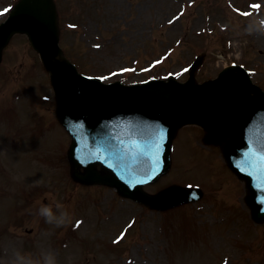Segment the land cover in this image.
I'll use <instances>...</instances> for the list:
<instances>
[{"label": "rangeland", "instance_id": "rangeland-1", "mask_svg": "<svg viewBox=\"0 0 264 264\" xmlns=\"http://www.w3.org/2000/svg\"><path fill=\"white\" fill-rule=\"evenodd\" d=\"M17 1L0 0V23ZM251 1L255 0H56L64 53L89 75L107 79L135 66V72L112 80L141 81L168 73L185 80L187 66L204 54L199 81L215 77L231 64H243L264 88V27L260 24L264 0L262 6L248 9L247 15L235 8L247 9ZM68 22L76 23L77 29H69ZM166 47L171 48V58L148 70L152 59H163ZM3 54L0 82L14 86L12 91L8 85L9 89H0V236L9 264H14L17 254L32 261L39 251L43 257L52 254L56 264H264V222L253 219L246 183L228 169L221 142L210 141L200 126L180 128L172 167L146 186L156 192L177 181L191 182L205 188L204 198L196 202L160 212L123 198L110 187L78 184L70 176V136L66 132L64 137L63 128L48 115L49 74L38 52L27 35L16 34ZM15 80L16 91L23 86L24 100V87L33 85L34 107L14 93ZM36 114L42 116V125H51L49 130L30 133L34 129H28L27 121ZM21 124L27 135L19 136V142L28 146L17 145L9 155L4 133L16 134ZM35 181L38 188L30 185ZM36 188L33 207L26 200L33 199L28 191ZM237 193L242 202H237ZM57 204L68 213V221L59 227L39 215L41 205H52L58 215ZM69 231L76 240L65 237L81 243L62 249L55 243ZM118 233L128 237L113 251L108 239L111 242ZM21 239L36 245L34 254L21 249ZM87 242L99 250L97 256L93 249L86 250Z\"/></svg>", "mask_w": 264, "mask_h": 264}, {"label": "water", "instance_id": "water-1", "mask_svg": "<svg viewBox=\"0 0 264 264\" xmlns=\"http://www.w3.org/2000/svg\"><path fill=\"white\" fill-rule=\"evenodd\" d=\"M15 15V20H24L27 17L30 21H38L33 22V24H38L40 28L42 26L47 28L48 34H31V39L41 51L46 65L53 73L59 104H61L64 115L71 120L68 117V111L70 110L71 117H76L77 108L72 109L70 101L78 100L82 107H87V103L81 98V92L86 88V80L77 73L74 66L68 60L58 58L61 51L58 47V33L51 0H22L17 6L13 17ZM231 75H234L232 69L225 70L218 81L220 82L225 77ZM209 84L203 87H197L193 83L180 86H174V83H162L160 86L155 87L151 85L142 92L143 97H140L142 107L132 97L118 96V100L112 109H110L109 115L104 121L90 126L75 119V126L91 130L94 134L101 133L111 138L116 134L129 132L137 123L138 116L141 117V112L155 116V119L159 117L163 119V121H158L159 127L157 128L150 125H135L134 131L138 133L139 143L144 147L148 146L154 139L161 137L166 130V125L168 127V138H165L166 143H163L165 147L161 149V155L152 151L150 166L143 173L144 180L149 178L154 179L167 169L165 166L160 169L163 164L158 161L157 157L163 156L165 162H167L172 132L185 122H198L205 125L210 130V136L215 139L223 138L227 134L231 135L232 140L226 146L225 151L226 155L231 159V163H233L235 158L240 155L241 148L245 145V141L241 135L240 122L235 114L232 115L229 112L230 108L226 105L228 98L210 94L209 88L211 85ZM158 87V93H153ZM225 89V83H221L215 90L216 92H221ZM236 93L244 95L243 92L237 91ZM144 105L149 106L147 108ZM132 110H135L136 114L131 116ZM132 145L133 142L131 141L129 144H119L115 149L119 153L122 149L130 153ZM237 159L245 163H255L254 160H249L243 155ZM137 160L143 163L142 157H138ZM254 173L260 175L257 176V187L251 184L252 177L249 174L243 176L247 178L252 189L251 201L257 206V204L264 201V171L256 168ZM116 182L122 184L125 180L120 178ZM136 196L156 207L166 206L168 205L166 204L168 201L169 204H174L181 200L195 197V195L187 193V191L182 189H177L172 195L164 193L158 196L146 195L138 189Z\"/></svg>", "mask_w": 264, "mask_h": 264}, {"label": "clouds", "instance_id": "clouds-1", "mask_svg": "<svg viewBox=\"0 0 264 264\" xmlns=\"http://www.w3.org/2000/svg\"><path fill=\"white\" fill-rule=\"evenodd\" d=\"M262 27H264V21H260ZM251 32L252 29L250 28ZM58 215L53 212L52 205H41L39 209V215L45 219V221L49 224H55L56 226H62L68 221V213L63 210V206L57 204L56 205ZM14 264H41L40 261H30L25 257L17 254L16 260ZM42 264H56L55 257L52 254H48L43 258Z\"/></svg>", "mask_w": 264, "mask_h": 264}, {"label": "snow or ice", "instance_id": "snow-or-ice-1", "mask_svg": "<svg viewBox=\"0 0 264 264\" xmlns=\"http://www.w3.org/2000/svg\"><path fill=\"white\" fill-rule=\"evenodd\" d=\"M254 7H259V5H254ZM245 15H247V13H245Z\"/></svg>", "mask_w": 264, "mask_h": 264}]
</instances>
